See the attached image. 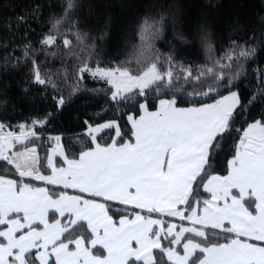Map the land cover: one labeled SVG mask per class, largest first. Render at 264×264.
<instances>
[{"label":"snow or ice","instance_id":"snow-or-ice-1","mask_svg":"<svg viewBox=\"0 0 264 264\" xmlns=\"http://www.w3.org/2000/svg\"><path fill=\"white\" fill-rule=\"evenodd\" d=\"M222 7L0 0V264H264V0Z\"/></svg>","mask_w":264,"mask_h":264},{"label":"trees","instance_id":"trees-1","mask_svg":"<svg viewBox=\"0 0 264 264\" xmlns=\"http://www.w3.org/2000/svg\"><path fill=\"white\" fill-rule=\"evenodd\" d=\"M203 0H176V3L179 4H188V3H202ZM216 2H219L223 7L221 9L222 12H224L225 14L232 12V11H236L239 10V5L241 4H246L247 5V11H249L250 13H254L255 12V4L259 3V0H216ZM236 6V7H234ZM170 38V37H169ZM159 43V42H158ZM28 103H30L29 101H25V104L27 105Z\"/></svg>","mask_w":264,"mask_h":264}]
</instances>
